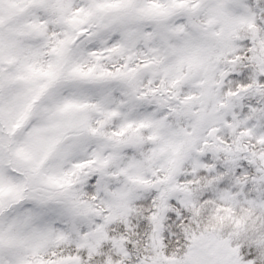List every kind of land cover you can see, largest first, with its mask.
I'll use <instances>...</instances> for the list:
<instances>
[{"label":"snow or ice","instance_id":"snow-or-ice-1","mask_svg":"<svg viewBox=\"0 0 264 264\" xmlns=\"http://www.w3.org/2000/svg\"><path fill=\"white\" fill-rule=\"evenodd\" d=\"M0 264H264V0H0Z\"/></svg>","mask_w":264,"mask_h":264}]
</instances>
